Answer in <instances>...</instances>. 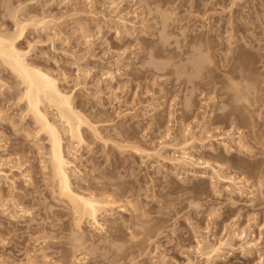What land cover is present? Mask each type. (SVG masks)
Segmentation results:
<instances>
[{"label": "rangeland", "instance_id": "374dc122", "mask_svg": "<svg viewBox=\"0 0 264 264\" xmlns=\"http://www.w3.org/2000/svg\"><path fill=\"white\" fill-rule=\"evenodd\" d=\"M162 5L153 0H0V31L15 29V11L20 18L46 16L47 24H30L21 40L22 47H31L28 60L58 76L77 108L99 126L101 138L83 127L87 143L73 149H79L73 159L75 186L124 189L113 192L118 208L109 219L122 223L115 237L112 221L103 231L86 222L81 232L92 239L76 249L71 210L52 193L45 168L46 134H35L36 124L20 98L23 86L0 62V194L11 209L16 200L30 210L13 219L0 207V264H209L197 251L199 237L216 243L233 229H246L258 245L243 251L242 241L235 239L233 248H224L225 258L212 264H264L259 258L264 256V190L250 198L249 185L244 195L230 191L209 168L176 169L132 147L158 150L162 140L178 146L160 152L177 157L184 140L195 135V147L188 149L195 157L220 161L221 174L256 183L253 172L259 163L264 166V0H167ZM119 12L127 15L129 29L116 21ZM163 21L168 43L164 51L149 49L161 46ZM237 23L249 29L237 30ZM207 42L213 64L203 56ZM235 95H260L251 117L242 113L245 101ZM48 110L56 118L55 110ZM209 134L214 137L205 139ZM241 136L253 150L235 145ZM202 142L214 146L217 155ZM127 200L135 205L127 206ZM149 215L163 227L161 234L141 245H124L131 235L125 221L137 218L142 224L152 219Z\"/></svg>", "mask_w": 264, "mask_h": 264}, {"label": "bare ground", "instance_id": "6f19581e", "mask_svg": "<svg viewBox=\"0 0 264 264\" xmlns=\"http://www.w3.org/2000/svg\"><path fill=\"white\" fill-rule=\"evenodd\" d=\"M153 1L158 2L159 6L162 7V9V4L167 2V0ZM117 6L118 5L114 7ZM119 13L120 14L117 13V15L115 16L116 21H118L119 24H121L122 26H125L127 29H129L128 23L130 21L127 19V15L121 12ZM38 16H35V14H29V17L27 18L26 16L20 18L21 16L19 17V15L16 14V11L14 12L15 29L11 31L8 29H1L0 31V62H2L4 66H7V69H9L11 73H13L18 78V80L23 86L20 98L22 100H25L27 112L31 115L32 119L36 124V128H34L35 134L38 136L43 133L46 134V137L44 139H46V142L48 143L47 159L49 166H45V168L49 167L50 169L49 173L52 183V193L57 195L56 199L58 201L63 204L67 203L66 205L70 208V215L72 216L74 222L73 224L76 227H74L76 233L75 231H73L75 234L72 236V242L74 243L76 249H81L86 242L92 239L90 238V236L85 235L84 232H81L83 225L87 222V224L93 229H100L101 231L105 230V222L110 220L109 217H111V214H114L116 208H118V206L116 205L117 200L114 197V193L122 194L124 189L118 186L111 187L106 185L102 187L96 185L97 190L95 191L97 192H95L94 190L92 191V189L89 190L85 188H80L78 186H75L74 184L73 176L76 175V171L73 167L74 160L77 159V152L79 149L75 148V151H73V149L75 146H82L87 143L83 127H88V129H90L89 131H91V133L93 132V134H95L96 136H100V130L98 129L99 126H96L97 123L94 124L92 121H90L91 119L88 118L87 115L83 113V111H81V109L79 110V108H77V105H75L74 102V94L72 95L70 92H68V90L66 91V89L61 86L60 79L58 78V76H56L49 69H45L28 60L31 47L30 49H28L22 47L21 45V40L24 39L26 33L28 32V27H30V24H33L34 26L38 24L40 26L49 22L45 18L46 16ZM162 24L163 25L161 31L163 34V40L161 46L157 48V45H151L149 46V49L156 48L155 50L159 49L162 51V49L166 46V43H168L169 30L167 29V23L166 21H163ZM242 24L243 25H237L239 27L237 28V30H241V28L245 30L249 29L246 23ZM29 45L31 46V44ZM201 47L202 45L198 46L199 49ZM202 52L204 53L203 56H205V59H207L210 64H213L211 63L213 61V57L211 55L210 42L209 44L207 42ZM245 76H247V74ZM246 79L247 77H245V80ZM261 80H263L264 82V75H261ZM258 96L260 95H237L238 98H236L235 95V98L236 100H238V102L240 101L239 99L242 98L245 101H243L245 105L242 106V113L244 112L245 115L247 114V116L251 117L252 113L255 111V107L258 102ZM49 107H52L53 110H55L54 112L56 113V118H53L51 116L48 110ZM58 121L61 122L62 127L60 123H58ZM252 125L253 126H251V134L254 139H256V131L253 128L255 125ZM188 129L190 128H186L187 132ZM64 134L67 135L68 144H66V135ZM228 134L230 135V133ZM170 136L171 133L168 132L167 137ZM101 137L102 135L99 138ZM213 137V134H209L205 139H210ZM244 137L245 136H241L239 140L236 139L234 141L235 145H237L239 148L246 149L249 148V146L242 141ZM195 140V135H192V137L189 139H185L183 142V144L185 145L183 146V151L180 155L178 154L177 157L176 154L172 157L167 155L165 156V154H162L160 152V149H163L164 147H167L169 145L178 146L174 143L172 144L170 142H164L162 140V143L160 145L161 148L158 150L153 148L149 149L148 147L138 145L132 147H134V153L140 154L142 155V157L146 158L155 154V156L157 155L161 157L162 160H165L166 162L168 161V163H172V165L175 166L176 169L184 168L186 165L200 166L202 168L207 169L209 168L213 172L212 178L218 177L220 180L227 182V189L230 191L237 190V192L244 195V193L247 192L245 191V188L247 187V185H249V187H253V191L247 192V196H249L250 198H253L255 196V190H264L263 162L262 165L261 163H259V165H257L253 172V175L256 179V183H250L248 179L242 181V179H238L235 176H232V174L223 175L221 174L224 168V164L222 162L216 161L212 163L208 159L204 160L201 157H195L194 154L188 150L189 148L195 147ZM224 141L223 143L225 144V146H227L226 149L230 151L229 148L231 146H229L227 141ZM125 145L124 148H126ZM242 145H244V147H242ZM206 146L207 145L202 142L201 147L203 148ZM181 147L182 146H180V148ZM66 149L68 152H66ZM205 149H208L210 152H213L215 155H217V149L214 148V146L211 145L209 147L208 145ZM249 149L253 150L252 148ZM233 150H236V148H233ZM200 175L202 177H206V170L202 171ZM251 201H253V199H251ZM132 202L133 200H129L128 202H126V205H135V203ZM12 205L14 209H11V205L9 204V202L6 201V199L2 200L0 194V207L4 208L5 212H7L13 219H17L19 214H22L23 212L30 213V210L26 209L22 204L16 202V200L12 202ZM127 206H125V208ZM119 210H122V208ZM151 218L152 219H150L149 221L145 220V223H148L150 227H148L147 225V227L145 226L144 220L142 218L140 219L141 221L143 220L142 224L141 222H139V220L136 221L137 218L135 221H133L132 219L125 221L128 222L126 226L128 229L131 230V235L130 238L126 240L124 245L128 247H131L133 245H141L142 243H144L147 237L149 238L151 236L153 237L155 235L158 236L159 234H161L163 227L157 224L156 220L153 217ZM119 220L120 219L118 217L112 218L110 220L113 223L112 237H115L116 232L122 228V223ZM140 224L142 226H140ZM138 225L141 229H143L142 231L134 230L133 227H137ZM247 236L248 235L246 229H242L240 231L238 229H233V231H227L226 236L224 238H221L216 243L211 242V240L207 236H200L197 242V251L198 253H200L201 256H204L207 261H209V264H212L214 260L218 258H225V255H223V251L225 250L224 248H226L227 246L233 248L235 245V239H240L242 241V243H240V247H242L243 251L245 250L249 252L253 250V247L257 246L258 242H256V239H248ZM117 250H122V246H118ZM44 257L47 256L44 255ZM259 258L262 260L264 258L263 254H261Z\"/></svg>", "mask_w": 264, "mask_h": 264}]
</instances>
